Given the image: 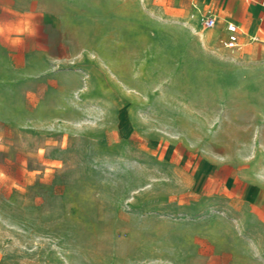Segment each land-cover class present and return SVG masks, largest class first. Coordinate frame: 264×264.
<instances>
[{"label": "rangeland", "instance_id": "374dc122", "mask_svg": "<svg viewBox=\"0 0 264 264\" xmlns=\"http://www.w3.org/2000/svg\"><path fill=\"white\" fill-rule=\"evenodd\" d=\"M11 2L0 264H264V67L199 62L182 18L220 41L196 0ZM48 16L93 31L115 67L79 85L22 67L59 36Z\"/></svg>", "mask_w": 264, "mask_h": 264}, {"label": "crops", "instance_id": "0c3cea01", "mask_svg": "<svg viewBox=\"0 0 264 264\" xmlns=\"http://www.w3.org/2000/svg\"><path fill=\"white\" fill-rule=\"evenodd\" d=\"M191 1L193 2V0ZM192 5L195 8L194 12L203 19L214 17L213 27L203 26L207 29L208 34H213L215 38L219 37L220 41V44H215L207 39L205 33H196V26L200 21L195 17H183L180 23H183L188 31L185 33V39L193 42L197 40L199 62L205 63L208 58L213 60L215 67H234L236 71L247 70L250 67H264V0H196V4ZM0 7L2 15L5 17L8 13L13 14L15 8L11 0H0ZM48 17L49 20H45V22L55 27L59 36L46 47L25 51L24 54L28 58L22 67L51 69L57 71L61 78H70L72 81L78 82V85L79 82L86 83L90 71L88 67H107L108 69L115 67L109 63L108 53L104 50L108 43L102 42L101 52L94 47L95 33L93 31L85 33L75 31L74 29L77 28L83 29L80 28L79 23L77 27L70 28L67 26L68 23L62 19L54 16ZM229 22L237 27L238 42L234 48H227L223 44L227 34L226 24ZM73 31L77 35L75 39L72 37ZM103 32L104 30H102L104 36ZM1 36L7 43L9 41V54L12 55V30L9 29L8 34L7 27L5 32H1ZM58 48L62 50L60 54L57 52ZM10 67L12 66L10 65ZM117 67L126 66L120 62ZM127 86L130 84L127 83Z\"/></svg>", "mask_w": 264, "mask_h": 264}, {"label": "built area", "instance_id": "2783aa9c", "mask_svg": "<svg viewBox=\"0 0 264 264\" xmlns=\"http://www.w3.org/2000/svg\"><path fill=\"white\" fill-rule=\"evenodd\" d=\"M215 23L214 17H206L203 19V25L205 27H213ZM226 31L227 34L225 36V39L223 41V44L227 48H234L237 45V27L233 23H227L226 24Z\"/></svg>", "mask_w": 264, "mask_h": 264}]
</instances>
